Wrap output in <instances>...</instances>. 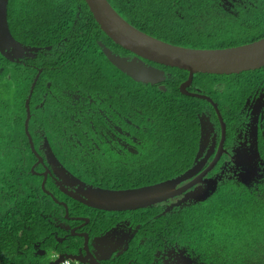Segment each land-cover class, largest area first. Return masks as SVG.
Listing matches in <instances>:
<instances>
[{
	"label": "flooded vegetation",
	"instance_id": "1",
	"mask_svg": "<svg viewBox=\"0 0 264 264\" xmlns=\"http://www.w3.org/2000/svg\"><path fill=\"white\" fill-rule=\"evenodd\" d=\"M30 1L7 0L6 18L15 44L0 50V96L6 94L16 106L4 125L9 134L4 143L7 156L0 157L11 175L8 195L17 196L22 190L23 195L34 196L29 210L39 213L43 223L25 247L29 262L49 264L60 256H73L87 264H216L197 253L180 231L174 234L167 220L160 219L166 230L160 227L156 217L206 200L220 183L231 181L252 189L264 185V68L250 72L251 77L230 76L236 73L219 79L192 77L186 86L189 94H183L202 99L191 143L196 149L183 171L160 175L155 166V111L140 108L153 101L142 104L140 95L127 92L125 85L166 91L170 71L143 59L149 67L164 71V79L141 82L115 67L104 48L128 60L135 55L108 41L92 13H81L85 0H72V12L64 14L62 22L52 17L50 24L42 13H35ZM107 1L113 7V0ZM216 1L231 15L236 9L248 14L264 9L258 5L264 0ZM238 25L247 36L253 34L246 43L264 37V14L241 18ZM83 55L93 61L86 62ZM88 65L106 70V76L99 78H109V91L108 85L96 81L99 78L81 79L75 73ZM8 115L5 109V119ZM18 116L22 124H14ZM21 129L24 135H16ZM195 165L188 175L186 171ZM15 170L18 180L13 187ZM184 174L162 190L152 188ZM181 187L180 194L172 195ZM130 191L135 194L128 195ZM162 195L164 199L154 201Z\"/></svg>",
	"mask_w": 264,
	"mask_h": 264
},
{
	"label": "trees",
	"instance_id": "2",
	"mask_svg": "<svg viewBox=\"0 0 264 264\" xmlns=\"http://www.w3.org/2000/svg\"><path fill=\"white\" fill-rule=\"evenodd\" d=\"M30 2L36 8L35 13H42L44 21L49 24L54 20L52 17L60 18L62 22L64 14L72 12V0H31ZM217 3L216 0L112 1L113 7L130 24L174 45L221 48L253 40V34L247 36L248 32L239 27V20L248 16L262 15L264 9H251L249 14L244 9L240 11L236 9V15H231L219 8ZM83 9L81 13L91 14L85 3ZM50 27H53V24ZM256 29L258 28H253V31ZM107 40L112 42L110 38ZM83 57L88 63L93 61L91 56L83 55ZM161 66L170 71V75L165 78L166 91L161 89L150 91L142 84H137L133 88L126 84L125 90L129 93H138L142 104L147 101L146 99L153 101V105L146 102L147 105L144 104L140 108L147 110L149 107L150 110L155 111L152 113L156 117L154 126L157 141L156 172L170 177L183 171L192 161L196 148L191 145L194 133L198 130L196 111L199 110V102L202 99L180 92L178 85L187 78L186 70L168 65ZM262 68L264 66L230 76L246 77L250 76V72H260ZM77 72L81 79L88 77L93 81L106 76L103 67L91 65L79 71L75 70L76 74ZM226 75L198 73L193 76V80L215 77L219 79ZM96 81L108 85L106 88L109 91V78L108 81L107 78H99ZM22 119L18 116L14 124H22ZM4 125L3 131L0 130L1 158L7 156L4 145L7 141V133L4 132ZM16 135L23 136L22 129L16 132ZM153 154L154 152L151 153ZM12 173L13 187H15L18 171ZM10 178L6 165L0 162V205H15L19 208L13 211L0 208V264H31L24 254L25 247L34 237L32 234H37L43 229V223L39 220V213L29 210V206L35 201L34 196L30 198L28 194L23 195L22 190L17 196L8 195ZM257 189L234 185L231 181L220 183L218 190L206 200L193 205H184L181 208L174 207L156 219L161 223L160 219L167 220L174 234L180 231L181 236L190 241L197 253L211 258L216 264H264V185ZM157 226V230L160 227L165 229L164 224L159 227L158 223ZM222 257L224 260L220 259ZM32 264L37 262L34 261Z\"/></svg>",
	"mask_w": 264,
	"mask_h": 264
},
{
	"label": "water",
	"instance_id": "3",
	"mask_svg": "<svg viewBox=\"0 0 264 264\" xmlns=\"http://www.w3.org/2000/svg\"><path fill=\"white\" fill-rule=\"evenodd\" d=\"M85 2L101 30L113 42L134 53L135 57L128 60L127 58L112 54L106 48L103 49L109 61L135 81L158 82L164 79V71L149 67L144 63L143 59L188 71L186 81L180 84V90L185 94H189L186 91V86L192 81L193 75L197 72L231 74L264 66V37L249 43L223 48H191L174 45L155 38L130 24L114 10L107 0H85ZM6 7L7 0H0V50L2 49V45L15 44V40L8 28ZM191 95L210 100L206 95L198 93H192ZM28 116L25 120L26 125ZM25 130L28 134L27 126ZM29 140L31 142L30 136ZM198 155L199 151L195 157V161H197ZM196 166H192V169L190 168V170L186 171L188 175ZM185 175L160 182L152 188L162 190L166 186H169L170 183H177ZM183 190V187L178 188L172 195L180 194ZM119 192L122 191H117L116 193ZM127 193L128 195L135 194L134 191ZM172 195L170 194V196ZM162 199H164L163 195L161 197H155L154 201ZM63 258L82 261L79 257L60 256L50 263L56 264Z\"/></svg>",
	"mask_w": 264,
	"mask_h": 264
},
{
	"label": "rangeland",
	"instance_id": "4",
	"mask_svg": "<svg viewBox=\"0 0 264 264\" xmlns=\"http://www.w3.org/2000/svg\"><path fill=\"white\" fill-rule=\"evenodd\" d=\"M0 100H3V102H4V105H1L0 106V109H1V112L0 113L2 115V117H0V130L3 131V125L4 124H9L11 115H13L14 113H16V106H12L11 105L10 100L6 98V94L3 95V96H0ZM17 101H18V99H17V97H15L14 98V102H15L16 105H17ZM5 109L9 112L8 119H5ZM4 132L7 133L6 130ZM2 134H4V133L2 132ZM6 136L8 137L9 134H6ZM223 258L224 257H222L220 259H223Z\"/></svg>",
	"mask_w": 264,
	"mask_h": 264
},
{
	"label": "built area",
	"instance_id": "5",
	"mask_svg": "<svg viewBox=\"0 0 264 264\" xmlns=\"http://www.w3.org/2000/svg\"><path fill=\"white\" fill-rule=\"evenodd\" d=\"M50 264H54V263H50ZM56 264H87V263L76 259L63 258L60 261H58Z\"/></svg>",
	"mask_w": 264,
	"mask_h": 264
}]
</instances>
